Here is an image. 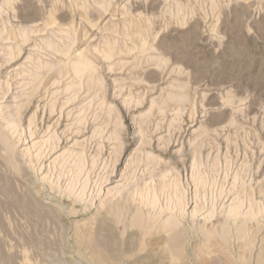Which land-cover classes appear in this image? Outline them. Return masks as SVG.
Segmentation results:
<instances>
[{
  "label": "rangeland",
  "instance_id": "obj_1",
  "mask_svg": "<svg viewBox=\"0 0 264 264\" xmlns=\"http://www.w3.org/2000/svg\"><path fill=\"white\" fill-rule=\"evenodd\" d=\"M0 14V264H264V0Z\"/></svg>",
  "mask_w": 264,
  "mask_h": 264
},
{
  "label": "bare ground",
  "instance_id": "obj_2",
  "mask_svg": "<svg viewBox=\"0 0 264 264\" xmlns=\"http://www.w3.org/2000/svg\"><path fill=\"white\" fill-rule=\"evenodd\" d=\"M75 64H76V72L77 73L82 72L84 69L88 68L89 65H90L88 63V61L86 62V61L81 60V59L78 60V62H76ZM239 206H240V204L238 206H236V207H233V206L231 207L230 206V209H229V213L228 214H235V215H237V213H239V210L238 209H240Z\"/></svg>",
  "mask_w": 264,
  "mask_h": 264
}]
</instances>
